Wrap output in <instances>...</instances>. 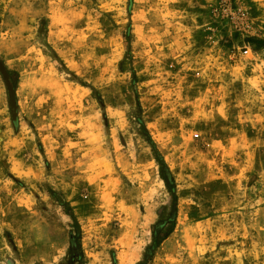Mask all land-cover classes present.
I'll list each match as a JSON object with an SVG mask.
<instances>
[{
  "label": "rangeland",
  "instance_id": "rangeland-1",
  "mask_svg": "<svg viewBox=\"0 0 264 264\" xmlns=\"http://www.w3.org/2000/svg\"><path fill=\"white\" fill-rule=\"evenodd\" d=\"M252 40L264 0H0V264H264Z\"/></svg>",
  "mask_w": 264,
  "mask_h": 264
},
{
  "label": "trees",
  "instance_id": "trees-1",
  "mask_svg": "<svg viewBox=\"0 0 264 264\" xmlns=\"http://www.w3.org/2000/svg\"><path fill=\"white\" fill-rule=\"evenodd\" d=\"M250 42L253 45H256L257 48H264V40H252ZM147 142L153 151L155 161L159 165V176L165 182V184H166L167 188L169 189V192L173 196V200H174L172 208H171V212L168 214L167 219L166 220L161 219L158 222H156L155 224H153L151 227L153 244L151 246H149L146 250V254L151 255L154 247L161 240L165 239L172 232V230L174 228L177 209H176V196H175V191H174L173 177H172L166 163L164 162L163 157L161 156V154L156 149V146L153 143V141L151 140V138L149 137V135H148ZM60 204H65V203H63L61 201ZM70 216L73 217L72 213H70ZM70 242L72 243L73 240L71 239Z\"/></svg>",
  "mask_w": 264,
  "mask_h": 264
},
{
  "label": "water",
  "instance_id": "water-1",
  "mask_svg": "<svg viewBox=\"0 0 264 264\" xmlns=\"http://www.w3.org/2000/svg\"><path fill=\"white\" fill-rule=\"evenodd\" d=\"M0 74L2 76V79L7 89V97H8V103H9V108L11 112V118L12 120H14L17 116V112H16L17 104H16V98H15V90L12 86L8 71L1 61H0Z\"/></svg>",
  "mask_w": 264,
  "mask_h": 264
},
{
  "label": "bare ground",
  "instance_id": "bare-ground-1",
  "mask_svg": "<svg viewBox=\"0 0 264 264\" xmlns=\"http://www.w3.org/2000/svg\"><path fill=\"white\" fill-rule=\"evenodd\" d=\"M125 213V212H124Z\"/></svg>",
  "mask_w": 264,
  "mask_h": 264
}]
</instances>
